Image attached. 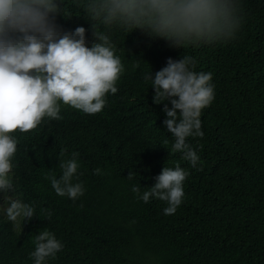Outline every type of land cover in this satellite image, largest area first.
<instances>
[{
  "label": "trees",
  "instance_id": "1",
  "mask_svg": "<svg viewBox=\"0 0 264 264\" xmlns=\"http://www.w3.org/2000/svg\"><path fill=\"white\" fill-rule=\"evenodd\" d=\"M85 3L62 0L65 16L55 22L62 33L83 26L91 47ZM238 3L241 27L228 40L176 48L140 29H112L124 71L103 110L90 115L60 101V119L44 117L32 131L10 133L17 150L13 188L0 190V264H34L33 240L44 230L64 245L44 264H264V0ZM183 56L195 59L196 72L212 73L214 85V100L201 111L203 137L186 138L199 157L195 167L172 151L175 138L163 123L170 101L154 103L145 79ZM73 152V182L85 189L75 201L57 195L46 178H59L60 159ZM177 165L189 175L174 215L164 214L168 205L158 198L137 199L134 185L143 193L163 167ZM11 200L34 205L36 215L8 221Z\"/></svg>",
  "mask_w": 264,
  "mask_h": 264
},
{
  "label": "clouds",
  "instance_id": "2",
  "mask_svg": "<svg viewBox=\"0 0 264 264\" xmlns=\"http://www.w3.org/2000/svg\"><path fill=\"white\" fill-rule=\"evenodd\" d=\"M83 9L91 21V47L86 46L83 26L62 33L56 24V15H64L62 0H0V190L5 193L13 188L9 174L17 150L10 133L32 131L44 117L60 119V101L96 114L105 107L106 94L118 91L115 85L124 65L115 55L116 46L109 35L112 29L126 33L140 29L153 39L166 40L171 47L184 48L231 39L243 19L238 0H86ZM195 67L191 56L169 58L154 78L145 76L152 81L154 103L170 101L171 107L167 103L163 107L167 117L163 123L175 138L172 151L181 152L193 167L199 157L186 138L203 137L201 111L214 100L212 73H198ZM64 155L61 151L59 157ZM59 168V178H46L57 195L75 201L85 191L81 182H73L79 168L78 153L60 159ZM94 174L102 175L103 170L96 168ZM188 175L179 165L163 167L154 186L141 193L134 185L132 192L144 203L150 198L166 202L164 214L174 215L182 203ZM134 176L129 171L128 179ZM5 213L13 223L36 215L34 205L20 200H11ZM51 215L47 212L48 218ZM33 243L30 258L34 264L55 258L64 247L48 230L39 232Z\"/></svg>",
  "mask_w": 264,
  "mask_h": 264
},
{
  "label": "rangeland",
  "instance_id": "3",
  "mask_svg": "<svg viewBox=\"0 0 264 264\" xmlns=\"http://www.w3.org/2000/svg\"><path fill=\"white\" fill-rule=\"evenodd\" d=\"M8 196L7 197H11L12 199H14L15 197L13 196V195H10V193L9 194H7ZM19 219V218H18Z\"/></svg>",
  "mask_w": 264,
  "mask_h": 264
}]
</instances>
